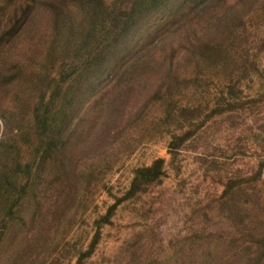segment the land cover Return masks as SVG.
Listing matches in <instances>:
<instances>
[{
  "label": "trees",
  "instance_id": "obj_1",
  "mask_svg": "<svg viewBox=\"0 0 264 264\" xmlns=\"http://www.w3.org/2000/svg\"><path fill=\"white\" fill-rule=\"evenodd\" d=\"M45 1L55 6L54 3L58 0ZM68 1L71 3L68 8L64 6L68 4L67 0H61L62 8L58 13L50 11L51 22L45 37L46 49L33 65L36 68L34 71L37 70L36 80H28V72L23 63H10L19 72L9 73L7 82L12 80L10 74L16 76L13 81L19 77L21 80L24 76L27 82L20 83L21 87L11 97L8 109L0 108V118L5 125L0 139V264L7 263L3 239L11 223L20 219L23 209L30 204L31 197H28V193L33 195L35 191L40 200L46 187L53 190L55 186L53 174L44 171L45 162L51 166L55 159L54 171L64 175L71 172L70 168L64 167L65 161L69 160L66 151L71 146L62 142V135L63 127L71 128L70 119L74 114L72 104L77 102L78 93L83 88L79 84L89 85L88 93L96 89L100 91L103 80L112 74L110 68L119 64V57L115 53L124 48L126 39L143 15L156 11L168 2ZM19 2L20 0L16 7L8 10L13 15L5 16L8 19L6 25L11 26L8 32H21V23L25 24V20L33 18L41 0ZM185 3L189 7L183 17L188 19L194 15L197 17L196 22L208 26V29L203 34L196 35L195 31L190 30L185 34L187 45L182 46L180 52L190 64H183V77L175 75L178 70L176 61H184L179 57V51L171 46L168 50L163 43L160 47L162 52H167V62H159L160 57L153 53V48L159 44L160 37H154L140 50L131 53L130 57H124L127 62L104 85L107 89L103 92V97L108 96L106 99L109 104L105 106V103H101L99 110L109 112L119 106L115 112L119 116L121 105L128 102L130 83L146 75H159L162 79L159 88L153 91V96L146 100L126 127L113 135L107 134L108 142L110 139H114V142L113 145L110 142L111 147L106 146V150L112 151L114 144L118 142L117 151L110 152L109 155H121L123 148L135 144L133 134L143 133L152 138L167 136L168 150L175 163L189 142L195 141L196 137H203L206 126L220 123L221 120L225 122L237 119L242 113L253 110L256 103L263 101L261 98L264 95L260 92L264 91V66L260 59L264 57V35H261L264 32V0H183L182 4ZM18 13L19 16H16ZM225 22L229 23L226 31L221 28ZM47 66H50L49 71ZM255 82L258 83V89L251 93V84ZM213 91L215 94L210 95ZM198 94L199 101L191 103ZM184 101L187 104L183 105ZM25 106L30 108L32 117L27 115ZM9 128L11 134L7 136ZM89 134L90 132L87 135ZM71 137L72 135L65 139L69 141ZM131 147L127 148L129 154L134 152ZM30 154L36 157L33 163L23 164L24 156ZM96 159L103 161L100 157ZM252 162L256 164L243 183L236 174L228 178L225 186V202L230 210H236L234 217H229L234 225L243 208L256 205L264 212V205H260L264 187V158ZM81 170L87 173H83L79 179L77 174L73 175L76 186L85 189L87 181V187L90 188L92 182L96 181L94 170L83 167ZM132 176L129 187L121 196L115 197L117 202L109 212L96 219L98 233L88 248H75L73 257L77 258L78 264H91L102 237L103 226L111 224V215L117 206L132 204L134 200L140 201L151 186L163 182L167 176L166 161L160 158L150 165L137 167ZM69 180L65 179V182ZM242 184L245 186L243 192ZM51 197L52 195L47 194L44 198L42 195L47 202H50ZM85 200L75 193L73 196V190L65 194L64 201L56 198L54 208L63 216L59 218V223L63 226L65 218L75 219L79 202ZM37 204L43 207V203ZM251 219L250 217L247 222ZM228 235L231 240H226ZM253 237V231L232 232L231 226L229 232L221 230L215 234L208 230H198L194 236L192 233L173 242L163 259L152 256V260L148 258L138 264H264V231L256 234L257 240ZM33 238L34 236H30L24 239L28 241ZM247 240L256 247V252L251 254ZM245 245L247 246L244 247ZM13 262L24 264L18 259Z\"/></svg>",
  "mask_w": 264,
  "mask_h": 264
},
{
  "label": "rangeland",
  "instance_id": "obj_2",
  "mask_svg": "<svg viewBox=\"0 0 264 264\" xmlns=\"http://www.w3.org/2000/svg\"><path fill=\"white\" fill-rule=\"evenodd\" d=\"M18 1L0 0V108L7 109L11 97L19 91L20 83L27 82V78L36 80L37 70L34 71L33 65L46 49L45 37L51 22L50 11L58 13L62 8L61 0L56 1L55 6L41 0L33 18L25 20V24L21 23V32L17 33L16 30L8 32L11 26L6 25L8 19L5 16L9 14L8 10L18 5ZM67 2L68 4H64L66 8L71 4L68 0ZM182 2L183 0H168L156 11L143 15L126 39L124 48L115 53L119 57V64L110 68L112 74L103 80L100 91L96 89L88 93L89 85L79 84L83 88L78 93L77 102L72 104L74 114L70 119L71 128L63 127L62 135V142H67L71 146L70 150L66 151L69 160L64 163V167L70 168L71 172L64 175L54 171L55 159L51 166L45 162L44 171L53 174L55 186L53 190L46 187L40 200V197H36L35 191L33 195L28 193V197H31L30 204L23 209L20 219L11 223L2 242L4 246L6 245L5 261L8 264H14L15 259L21 260L24 264H78L77 258L73 257L75 248L81 246L88 248L98 233L99 225L96 224V219L106 215L117 202L115 197L121 196L129 187L133 170L150 165L160 158L166 161V178L162 183L151 186L140 201L134 200L132 204L117 206L111 215V224L103 226L102 237L99 239L91 264H138L139 261L148 258L152 260V256L163 259L173 242L176 243L178 239L192 233L194 236L198 230H208L215 234L221 230L229 232L231 226L232 232L253 231L255 240L256 234L264 231V212L260 208L256 205L248 209L243 208L239 211L238 221L234 225L229 221V217H234L236 210H230L224 198L228 178L238 174L243 183L250 169L256 164L251 161L264 158L263 97L261 98L263 101L256 103L253 110L242 113L239 118L225 122L221 120L220 123L215 122L206 126L203 137L201 139L196 137L195 141L189 142L175 163L168 150L167 136L152 138L149 134L134 133L132 139L135 144L132 147L128 146L134 152L129 154L126 147L122 149L121 155L120 153L109 155L110 152L117 151L118 142L114 144L112 151H109V148L106 150V146L109 147L114 142V139L108 142L107 134L113 135L125 128L162 82L159 75H146L130 83L128 102L121 105L122 111L119 112V116L115 114L119 106L116 108L114 105V111L113 108L109 112H105L104 109L105 113L99 110L101 103H105V106L109 104L106 99L108 96L103 97V92L107 89L104 85L127 62L124 57L127 55L130 57L131 53L140 50L152 38L160 37L159 44L153 48V53L160 57L159 62L166 63L167 52L166 50L162 52L160 45L164 43L168 50L170 46L178 50L181 55L179 57L185 62L180 59L176 61L178 70L175 75L182 78V73L185 72L183 64H190L180 52L182 46L187 45L185 34L188 30L195 31L196 35L206 33L208 26L198 24L196 16L191 15L188 19L183 17L189 2L185 4ZM11 15L13 14L8 16ZM16 16H19V13ZM193 19L195 22H192ZM228 25L229 23L225 22L221 28H225L226 31ZM261 35H264V32ZM260 60L264 66V57ZM16 61L24 64L28 77L22 76L21 80L19 77L13 81L16 76L10 74L12 80L7 82L9 73L19 72L10 64ZM49 68L50 66H47L48 71ZM251 85L253 88L250 92L255 93L258 83ZM246 92L248 94L249 89ZM260 93L264 95V91ZM116 94L118 95V92ZM212 94H215V91L210 95ZM199 98L198 94L191 103H196ZM182 104H187V101ZM25 107L27 115L32 117L30 108ZM134 127L136 130L135 125ZM4 129L5 125L0 118V139ZM6 134L7 136L11 134L10 128ZM71 135V139L67 141ZM99 157L103 161L96 159ZM35 158L32 154L25 155L22 163L32 164ZM82 167L94 170L96 181L92 182L90 188L87 187V181L85 189L76 186V178L73 175L77 174L79 179L83 173H87L81 170ZM65 179L70 180L66 183ZM242 186L243 192L245 186L244 184ZM72 190L73 196L75 193L86 200L79 202L75 219L65 218L62 226L59 218L63 216L54 208L53 202L56 198L64 201L65 194ZM47 194L52 195L50 202L42 198V195L45 198ZM263 198L260 205H264ZM37 203H43V207L48 204L43 209L42 205ZM250 217L252 219L247 222ZM30 236L34 238L28 241L24 239ZM226 240H231L229 235ZM247 245H250L249 240ZM249 247L251 254L256 252L253 244ZM228 259L229 257L227 261Z\"/></svg>",
  "mask_w": 264,
  "mask_h": 264
}]
</instances>
